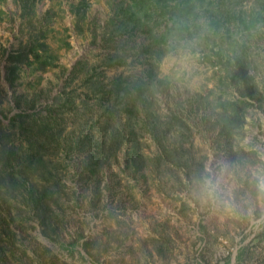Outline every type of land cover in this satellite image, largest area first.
I'll use <instances>...</instances> for the list:
<instances>
[{"label":"rangeland","instance_id":"rangeland-1","mask_svg":"<svg viewBox=\"0 0 264 264\" xmlns=\"http://www.w3.org/2000/svg\"><path fill=\"white\" fill-rule=\"evenodd\" d=\"M40 43L52 64L10 84L9 51ZM82 139L110 147L98 173ZM12 143L33 155L0 165V264H264V0H0V156ZM210 158L236 166L241 211L198 198Z\"/></svg>","mask_w":264,"mask_h":264},{"label":"trees","instance_id":"trees-1","mask_svg":"<svg viewBox=\"0 0 264 264\" xmlns=\"http://www.w3.org/2000/svg\"><path fill=\"white\" fill-rule=\"evenodd\" d=\"M144 1H147L148 0H144ZM24 8H25V4H23ZM165 12H169V14L171 16H177V14H179V10L175 7H173L172 10L168 11H164ZM41 46H44L43 48V52L40 53L34 46H30L28 48V50H21V49H18V50H13V51H9L8 55H7V63H6V67H7V73L9 75V82L10 84L14 81L15 79V71L17 69V67H19L20 63H25L26 65H31L33 62H38L39 63V66H47V65H50L52 64L51 63V60H49V56H45L46 54V44L45 43H40ZM39 45V46H40ZM31 54V55H30ZM31 56H32V59H31ZM11 76V77H10ZM135 85L133 87H130L131 83L125 79H123L122 77H119V78H116L115 80L112 81V85H113V88H112V91L116 93L117 96L121 94H123V96L127 95L128 93V90H137L139 95H142V85L141 83L139 82H135L134 83ZM128 104H126L124 107H123V110L122 111H125V112H128V113H132L133 112V109L130 107V102H127ZM56 115H54L53 113H46V115L44 116H41L39 119L36 117V118H33V120H38L40 122V124H44L46 121H48L49 119H54ZM43 118H45V120H42ZM114 118V115L112 117L109 118V120L113 119ZM39 124V125H40ZM9 125L10 126H18V129H21L24 126V121L20 124H17L13 121H10L9 122ZM37 125V128L40 130V126ZM9 126V127H10ZM107 128H108V124L106 125ZM8 129V128H6ZM28 128H23V130H27ZM228 129H226V126H223L222 129H221V133H224V138H225V142L221 144V146L227 150H231L229 147V137H230V132L229 131H226ZM33 132V131H31ZM155 132V131H153ZM113 135H110L111 138H113ZM123 137V136H122ZM110 138V140H111ZM79 146V144L76 146V148ZM29 150H32V145L30 143L29 146H27L26 149H22L20 145H17L15 143H12L9 147V150L7 151V155L4 156H0V165H2V168L1 170H4L6 165L8 163H11L15 162V165L19 162V160H21L22 157H24V155L31 157L33 154L32 153H29ZM32 152V151H31ZM78 152L79 153H87L84 155V157H82V160H84L83 164L85 163V168L88 170V171H83L84 173L86 174H89L90 172L91 173H98L99 172V168L102 165V163H107L108 160L110 159L109 158V153H110V147L107 148V144L105 143V141H103L101 144H98L96 146H88L85 141L82 139V142H81V146L79 147L78 149ZM125 153L127 155H129L128 157L130 158L132 156V153L129 152L128 150H125ZM28 154V155H27ZM44 188V187H43ZM47 189L49 190V188H45L43 193L40 194V196H34L33 194L31 195V197H33L35 203L38 205V204H46L47 206V199L48 196H46V191ZM241 254L242 253H238L236 255V258H240L241 257ZM226 264H230V262L228 261Z\"/></svg>","mask_w":264,"mask_h":264},{"label":"clouds","instance_id":"clouds-1","mask_svg":"<svg viewBox=\"0 0 264 264\" xmlns=\"http://www.w3.org/2000/svg\"><path fill=\"white\" fill-rule=\"evenodd\" d=\"M236 166L224 159L210 158L196 182V194L205 204L222 206L233 212L241 211L236 200L237 185L233 177ZM257 202L264 204V165L249 170ZM252 208L248 209L251 214Z\"/></svg>","mask_w":264,"mask_h":264}]
</instances>
